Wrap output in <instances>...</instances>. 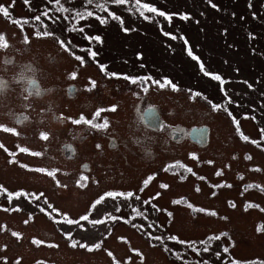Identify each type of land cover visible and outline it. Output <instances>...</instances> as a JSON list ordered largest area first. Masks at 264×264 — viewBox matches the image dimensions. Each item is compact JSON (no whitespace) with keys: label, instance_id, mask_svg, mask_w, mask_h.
I'll return each mask as SVG.
<instances>
[{"label":"rangeland","instance_id":"obj_1","mask_svg":"<svg viewBox=\"0 0 264 264\" xmlns=\"http://www.w3.org/2000/svg\"><path fill=\"white\" fill-rule=\"evenodd\" d=\"M0 6L9 11L0 13V264H264V0ZM93 54L125 72L146 68L161 90L152 101L102 82L87 94L94 107L104 97L125 100L120 120H110L114 161L105 173L63 177L49 146L84 127L71 124L76 105L63 116L56 97L68 69ZM136 100L157 105L160 128L141 126L127 107ZM18 112L25 123L11 128ZM203 126L207 144L184 136Z\"/></svg>","mask_w":264,"mask_h":264},{"label":"flooded vegetation","instance_id":"obj_2","mask_svg":"<svg viewBox=\"0 0 264 264\" xmlns=\"http://www.w3.org/2000/svg\"><path fill=\"white\" fill-rule=\"evenodd\" d=\"M103 56L105 55H92L88 61H83L77 70L68 69L69 74L62 76L65 77V80L63 85L59 87V93L56 97L58 111L64 116L66 115V107L68 106V103H70V105L75 104L76 108L73 109L74 114L70 120L71 124L75 129L84 127L82 128V132L78 134L69 131L70 136L64 135L61 140L58 138V143L54 148L49 146L53 151H56V158H59L60 161L57 165L62 176L74 171L81 176L87 177V175L93 174L96 170L101 171V173L105 172L106 169L113 164L114 152L110 145H115V141L114 137L110 139L108 134L110 132V120L111 116L115 117L119 112L125 100L118 96L114 100H107L104 97L101 98L100 103L94 107V105L89 102L90 98L87 94L95 92L96 89L101 87L100 83H112L114 84L115 89H119L121 85H125L128 88L126 93L133 97H146L152 101H155V97H157L153 95V86L150 79L146 81L145 88L141 84L140 68L135 66L133 69L126 68L127 72H125L121 69L110 66L109 63L102 58ZM138 58H140V56L136 54L135 59ZM1 64L2 62H0V65ZM48 65H51V63L48 62L45 64V66ZM79 74L88 75V77L86 80L81 81V75ZM29 80L31 79L27 78L24 79L23 82H26L27 84ZM4 84H6V80L0 78V88ZM26 84H23L25 89L27 88ZM27 91H31L32 93L35 92L30 89ZM44 92L45 89H41L36 92V94ZM81 93H84L85 95L82 96ZM51 95L52 93L50 92V96ZM149 106L157 107L155 103L146 104L143 107ZM127 107H129L131 113L137 121H139L141 126L144 125L147 128H158L152 126L151 123H147L145 114L142 110V103L140 101H133L130 104H127ZM97 112H99V116L96 115ZM24 117L25 114L23 112H18L16 117L11 119L12 123H9V126L14 128L15 123H17V125L24 124ZM115 119L120 120L119 117H115ZM87 121H91V123H87ZM105 122L107 123V127L105 128L94 127L96 124H104ZM96 131L100 132L101 135L96 141H94L91 136ZM157 139H159L158 136L151 142V144ZM90 142L95 148V151L92 153L88 152ZM44 150L47 154L48 150L46 147ZM49 157L50 159L54 158L52 154L49 155ZM71 161L75 162V164L72 165L70 163Z\"/></svg>","mask_w":264,"mask_h":264},{"label":"snow or ice","instance_id":"obj_3","mask_svg":"<svg viewBox=\"0 0 264 264\" xmlns=\"http://www.w3.org/2000/svg\"><path fill=\"white\" fill-rule=\"evenodd\" d=\"M25 2L27 3V0H25ZM57 3H59V0H57ZM88 3L91 4V3H92V0H88ZM115 3H117V4H123V3H125V0H115ZM139 3H140V0H137V4H138V5H139ZM142 7H143L145 10L149 11V12H152V13H158V15H160V16H164V17H165L166 19H168L169 21H171V19H172V14H167V13H164V12H162V11H159L156 7L151 6V5L147 4V3L143 4ZM213 7H216V5H213ZM60 11H66V9L61 8ZM0 13H3V15H4L5 17H7V16L9 15L8 8L3 7V6H0ZM45 15H47V13H45ZM92 15H93L92 12H86V13H79V12H78V13H77V16H92ZM113 18L116 19V20H120V17H118V16H113ZM144 18H145V19H148L147 16H144ZM180 18H182V19H188L189 16H188L187 14H183V15H181ZM36 19L39 20L40 17H36ZM100 22H101V23H105L106 21L102 19ZM120 22L123 23L122 20H121ZM81 30H82V29H81ZM123 30H124V31H129V29H127V28H125V29H123ZM37 34L40 35V33H37ZM49 34H50V33H48L47 31H45V32L43 33V35H45V36H47V35H49ZM173 38H175V37H173ZM96 39H99V38L96 37ZM187 52H188V55H189V56H192V52H191V49H190V48L187 49ZM93 55H94V54H93ZM78 59H79V57H78ZM193 59H197V60H198V58H197V57H194V56H193ZM200 69H201V71H204L203 62H200ZM205 74H208V73H205ZM113 75H115V74H113ZM214 78H215L217 81H221V82H222V78H221L218 74H215V75H214ZM134 82H135V81H134ZM154 83L159 84L160 82H159V81H154ZM165 83H167V84H171V81H170V80H167V78H165ZM93 84H94V82H93ZM173 89H174V90L176 89V86H175V85H173ZM96 115L99 116V112H97ZM74 122H78V121H74ZM87 123H91V121H87ZM94 127H97V128H105V127H107V123L105 122L104 124H96V125H94ZM19 195H20V193H17V196H19ZM108 195H109V196H112L113 193H108ZM121 195H123V194H121ZM128 195L131 196L132 194L129 193ZM96 203L99 204L100 201L98 200ZM81 219H87V217H82ZM68 222H69V223H72L71 220H69ZM217 239H218V237H217ZM205 250H207V249H205ZM225 251H227V249H225Z\"/></svg>","mask_w":264,"mask_h":264},{"label":"bare ground","instance_id":"obj_4","mask_svg":"<svg viewBox=\"0 0 264 264\" xmlns=\"http://www.w3.org/2000/svg\"><path fill=\"white\" fill-rule=\"evenodd\" d=\"M30 87H28V89H32V88H37L39 87V83L37 81H33L30 83L29 85ZM145 114V119L147 121V123H151L152 126H155V127H158L157 125V119L158 117L157 116H151L147 113H144ZM206 131V126H203V127H193L190 131V136L192 137H195V138H202V141L203 140V133Z\"/></svg>","mask_w":264,"mask_h":264},{"label":"trees","instance_id":"obj_5","mask_svg":"<svg viewBox=\"0 0 264 264\" xmlns=\"http://www.w3.org/2000/svg\"><path fill=\"white\" fill-rule=\"evenodd\" d=\"M179 169H180V171H184V168H180V167H179ZM109 192H111V190H109ZM129 193L132 194V193H134V192H129ZM129 193H128V194H129Z\"/></svg>","mask_w":264,"mask_h":264}]
</instances>
